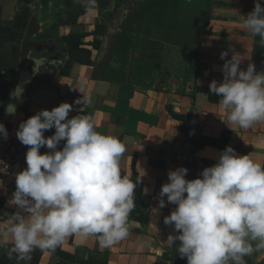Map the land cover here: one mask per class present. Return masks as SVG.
I'll return each instance as SVG.
<instances>
[{"label":"crops","instance_id":"0c3cea01","mask_svg":"<svg viewBox=\"0 0 264 264\" xmlns=\"http://www.w3.org/2000/svg\"><path fill=\"white\" fill-rule=\"evenodd\" d=\"M254 2L210 0L212 18L198 53L206 66L201 79L189 69L188 51L166 44L158 69L150 78L136 82L131 51L125 66L118 58L112 60L108 79L94 77L95 67L103 61L127 14L123 4L95 0L89 7L87 0H0V123L7 130V139L19 142L15 132L27 114L69 103L73 106L69 118L91 117L99 133L114 136L125 145L121 174L137 185L135 207L127 222L129 235L124 240L102 248L96 237L81 241L70 236L58 247L63 257L35 249L21 260L10 254L12 244L4 235L8 220L19 210L8 203L13 192L0 180V228L4 230L0 231V264H187L177 253L178 242L167 240L178 233L163 223L175 206L166 202L164 208L158 207L168 171L182 167L164 161V143L172 137L191 141L204 168L213 166L226 147L264 165V122L248 129L237 127L219 110L220 98L212 101L200 90L209 88L213 80L222 81L221 68L233 54L242 61L241 70L251 63L255 36L243 29L240 16L246 17ZM259 2L264 7V0ZM29 31L36 32L35 36L28 37ZM30 41L44 43L39 54L35 47L30 50L32 57L46 61L28 81L23 103L6 115L22 47ZM225 51L228 55L221 60ZM81 98L91 102L74 103ZM53 134L54 129L44 136ZM4 140L0 137V145ZM47 151L40 149L41 154ZM256 243L252 242L254 248ZM245 257V264H264V249Z\"/></svg>","mask_w":264,"mask_h":264},{"label":"clouds","instance_id":"9594fccd","mask_svg":"<svg viewBox=\"0 0 264 264\" xmlns=\"http://www.w3.org/2000/svg\"><path fill=\"white\" fill-rule=\"evenodd\" d=\"M94 4L87 0L86 6ZM240 17L243 29L264 45L259 0ZM227 55L222 52L220 59ZM241 62L238 54L225 60L222 81L213 80L209 91L220 98L218 108L229 123L248 129L264 122V71L257 72L252 63L241 70ZM85 102L90 98L74 101ZM72 110L69 103L41 110L15 132L27 146L26 168L15 175L8 201L19 211L8 220L6 231H0L12 244L10 254L21 260L35 249L54 252L70 236L81 241L96 237L100 247L108 248L129 235L137 185L121 174L126 147L118 138L99 133L91 117L69 118ZM52 129L54 134L45 137ZM0 137H8L2 123ZM42 147L48 149L44 154ZM187 173L183 167L169 170L158 201L160 209L166 202L175 206L163 223L178 233L167 240L178 242L177 253L187 264H245V256L264 249V165L226 147L199 178L187 180ZM252 242H257L255 248Z\"/></svg>","mask_w":264,"mask_h":264},{"label":"trees","instance_id":"16d2710c","mask_svg":"<svg viewBox=\"0 0 264 264\" xmlns=\"http://www.w3.org/2000/svg\"><path fill=\"white\" fill-rule=\"evenodd\" d=\"M126 7L119 32L114 34L103 61L96 67L94 77L109 78L111 62L118 58L124 63L128 53L132 54V79L136 82L151 77L161 62L164 45L183 48L188 51L189 69L196 79H201L205 64L200 62L199 47L212 18L210 0H116ZM251 63L257 72L264 71V45L255 36ZM210 100L218 99L209 88L200 89ZM34 114H27L25 121ZM48 132V131H46ZM45 132V133H46ZM63 257L57 248L54 251ZM64 257H67L64 255ZM79 264H85L80 261Z\"/></svg>","mask_w":264,"mask_h":264},{"label":"built area","instance_id":"2783aa9c","mask_svg":"<svg viewBox=\"0 0 264 264\" xmlns=\"http://www.w3.org/2000/svg\"><path fill=\"white\" fill-rule=\"evenodd\" d=\"M163 159L167 163H178L188 170L187 180L196 179L204 169V160L199 151L191 141L170 138L164 143ZM27 146L20 142L4 140L0 145V168H6L0 172L2 184L10 192L15 191V175L26 168L25 154Z\"/></svg>","mask_w":264,"mask_h":264},{"label":"water","instance_id":"95a60500","mask_svg":"<svg viewBox=\"0 0 264 264\" xmlns=\"http://www.w3.org/2000/svg\"><path fill=\"white\" fill-rule=\"evenodd\" d=\"M35 34L36 32L29 31L27 33V36L34 37ZM43 46L44 43L31 41L25 42L23 44L18 76L8 100V104L6 105V115L13 113L23 103L28 81L37 72L38 67L46 61V59H43L41 57H32L30 49H32V47H35V53L39 54L41 50H44Z\"/></svg>","mask_w":264,"mask_h":264},{"label":"rangeland","instance_id":"374dc122","mask_svg":"<svg viewBox=\"0 0 264 264\" xmlns=\"http://www.w3.org/2000/svg\"><path fill=\"white\" fill-rule=\"evenodd\" d=\"M119 62H120L121 64H123L124 66H125V64H126V63H124L123 61H120V60H119ZM126 68H127V67H126ZM244 261H245V262L247 261V257L244 258Z\"/></svg>","mask_w":264,"mask_h":264}]
</instances>
